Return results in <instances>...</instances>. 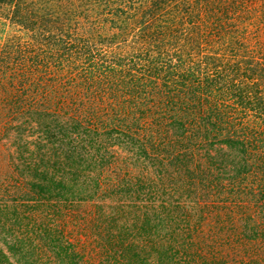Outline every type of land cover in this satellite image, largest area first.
<instances>
[{
    "label": "trees",
    "instance_id": "obj_1",
    "mask_svg": "<svg viewBox=\"0 0 264 264\" xmlns=\"http://www.w3.org/2000/svg\"><path fill=\"white\" fill-rule=\"evenodd\" d=\"M0 264H264V0H0Z\"/></svg>",
    "mask_w": 264,
    "mask_h": 264
}]
</instances>
